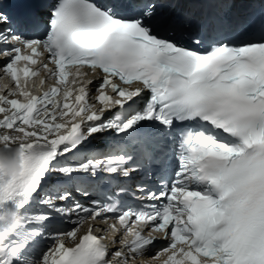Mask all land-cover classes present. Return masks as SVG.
Wrapping results in <instances>:
<instances>
[{
  "label": "snow or ice",
  "instance_id": "obj_1",
  "mask_svg": "<svg viewBox=\"0 0 264 264\" xmlns=\"http://www.w3.org/2000/svg\"><path fill=\"white\" fill-rule=\"evenodd\" d=\"M182 2L0 0V264H264V0Z\"/></svg>",
  "mask_w": 264,
  "mask_h": 264
}]
</instances>
